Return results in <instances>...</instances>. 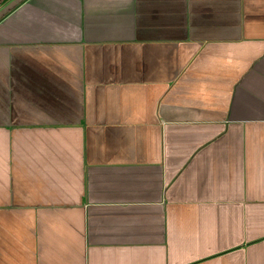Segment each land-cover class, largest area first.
Returning a JSON list of instances; mask_svg holds the SVG:
<instances>
[{"label": "crops", "instance_id": "0c3cea01", "mask_svg": "<svg viewBox=\"0 0 264 264\" xmlns=\"http://www.w3.org/2000/svg\"><path fill=\"white\" fill-rule=\"evenodd\" d=\"M0 264H264V0H0Z\"/></svg>", "mask_w": 264, "mask_h": 264}]
</instances>
